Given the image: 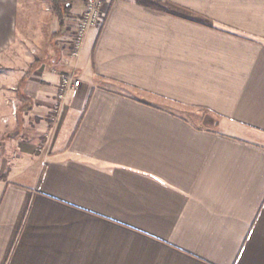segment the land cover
I'll return each instance as SVG.
<instances>
[{"label":"crops","instance_id":"1","mask_svg":"<svg viewBox=\"0 0 264 264\" xmlns=\"http://www.w3.org/2000/svg\"><path fill=\"white\" fill-rule=\"evenodd\" d=\"M84 7L0 0V264H264V0Z\"/></svg>","mask_w":264,"mask_h":264},{"label":"built area","instance_id":"2","mask_svg":"<svg viewBox=\"0 0 264 264\" xmlns=\"http://www.w3.org/2000/svg\"><path fill=\"white\" fill-rule=\"evenodd\" d=\"M105 0H85V7L79 18L71 41V56L77 57L83 47L86 34L92 29H101L106 22V13L104 11ZM80 84V79L74 75H65L62 77L59 86V98H63L66 90L76 88ZM13 114H16L14 110ZM7 122V119L3 120Z\"/></svg>","mask_w":264,"mask_h":264},{"label":"rangeland","instance_id":"3","mask_svg":"<svg viewBox=\"0 0 264 264\" xmlns=\"http://www.w3.org/2000/svg\"><path fill=\"white\" fill-rule=\"evenodd\" d=\"M17 107V106H16ZM17 109V108H16ZM14 116V121L16 122V117L18 116L17 115V110H16V114L15 115H13ZM7 126H8V129H7V133H6V138H5V140H11V137H13V136H17V135H21L22 136V138H24V139H26V140H29L30 138H31V136L33 135V133H34V131H33V129H32V126H30V124H27L26 125V127H17L18 125H11L10 124V122H8V124H7ZM20 136V137H21ZM42 139H43V137H42ZM8 142H10V141H8ZM7 142V143H8ZM41 144H44V142H43V140L41 141ZM10 145V144H9Z\"/></svg>","mask_w":264,"mask_h":264},{"label":"trees","instance_id":"4","mask_svg":"<svg viewBox=\"0 0 264 264\" xmlns=\"http://www.w3.org/2000/svg\"><path fill=\"white\" fill-rule=\"evenodd\" d=\"M71 2L72 0H51L53 12L62 25L65 23V16L69 13Z\"/></svg>","mask_w":264,"mask_h":264}]
</instances>
